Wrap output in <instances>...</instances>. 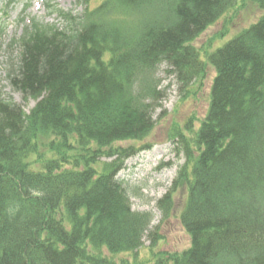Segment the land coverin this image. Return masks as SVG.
<instances>
[{
  "label": "trees",
  "instance_id": "trees-1",
  "mask_svg": "<svg viewBox=\"0 0 264 264\" xmlns=\"http://www.w3.org/2000/svg\"><path fill=\"white\" fill-rule=\"evenodd\" d=\"M75 1L79 13L45 3L59 24L22 15L9 45L6 80L35 106L0 97V264H116L161 240L119 178L137 153L124 144L154 130L160 68L191 95L206 72L194 42L248 6L262 14L207 58L199 129L170 134L185 164L157 208L167 220L182 198L190 246L156 264H264V0Z\"/></svg>",
  "mask_w": 264,
  "mask_h": 264
},
{
  "label": "rangeland",
  "instance_id": "rangeland-1",
  "mask_svg": "<svg viewBox=\"0 0 264 264\" xmlns=\"http://www.w3.org/2000/svg\"><path fill=\"white\" fill-rule=\"evenodd\" d=\"M5 1L8 0H0V97L10 96L29 113L35 106V101L25 103L19 94L12 92L6 80L10 65L17 64L18 61V51L10 50L9 45L13 38L22 34L23 26L18 24L19 19L24 15L27 23L30 19L36 18L47 24H59L56 16H48L45 3L48 2L64 11L73 10L75 13H79L81 7L75 5V0H20L6 8ZM101 1L93 0L91 6H98ZM25 5L28 7L24 13ZM261 14L249 6L242 11H231L194 42L193 45L200 51V59L206 64V72L200 80L198 78L193 82L190 88L191 95L186 94L182 84L168 73L165 66H162L155 76L160 96L153 103L154 130L143 143L124 144L133 145L137 153L125 162L124 171L120 173L119 178L128 184L133 192H130L132 210L152 214L153 229L157 230L154 237L160 236L161 240L152 246V239L145 238L143 247L136 254L114 257L116 264H156L157 256L161 253H182L189 248L190 237L178 219H175L183 206L182 198L175 194L174 216L167 220L157 208V202L172 189L181 167L185 164L180 145L170 134L174 129H178L188 137L193 136L188 132L189 121L192 130L199 129L200 122L209 108L210 87L215 75L214 69L207 62L209 54L248 27Z\"/></svg>",
  "mask_w": 264,
  "mask_h": 264
}]
</instances>
